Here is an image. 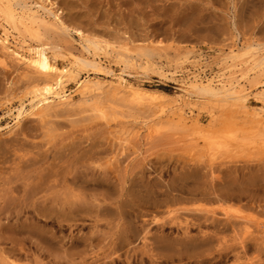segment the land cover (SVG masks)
<instances>
[{
  "label": "rangeland",
  "instance_id": "1",
  "mask_svg": "<svg viewBox=\"0 0 264 264\" xmlns=\"http://www.w3.org/2000/svg\"><path fill=\"white\" fill-rule=\"evenodd\" d=\"M49 1L55 4L54 9L61 13L65 26L72 32L71 38L49 33L42 42L60 54L56 57L59 65L74 71L65 83L67 94L74 93L78 79L88 77L109 82L110 76L124 73L131 86L170 98L154 96L157 104L152 105L105 90L98 99V105L103 108L99 114L88 105L78 106L79 98L74 95V106L61 107L44 120L26 119L7 135L6 126L13 125L9 112H14L20 102L28 107L32 83L45 77L31 74L14 63L8 62L6 68L0 64V189L6 188L8 177H16L10 173L15 150L32 154L31 160L38 165L61 169L78 153L101 149L100 159L95 162L101 168L88 175L111 179V163L116 158L123 180H129L125 187H130V182L135 180L132 192L139 197L155 198L165 193L178 198H198L200 203L196 205H183L191 209L219 205V200L246 213L261 214L257 210L264 200V115L259 108L254 112L238 103L219 106L194 99L193 104L197 106L193 105V117L199 120L197 126L189 121L184 125L176 117L160 118L157 112L159 106L168 109L172 105L171 97L182 95L188 74L199 69L205 78L235 76L254 85L263 83L264 68H254L253 62L257 64L264 57V0ZM4 28L0 22V34ZM7 33L10 39H15ZM78 35L89 39L97 49L89 55L83 52L78 46ZM18 40L34 43L24 36ZM240 50L243 55L228 61L221 71L223 68L218 67L215 56L224 58L230 51L238 54ZM138 51L152 54V66L130 63L126 68L121 64L120 60L127 54ZM197 55H202L204 60L199 66L193 64V57ZM80 58L95 60L97 67H81L77 64ZM258 87L257 93L262 90ZM146 164L153 170H140ZM80 166L77 164L75 168ZM115 184L117 188L110 184V192L92 182L85 190L89 204L97 201L111 212L97 224L104 233L110 232L117 223L113 218L115 208L111 206L119 195L120 187ZM211 192L216 197L210 196ZM3 209L0 197V264H6L5 257L21 264H35L33 259L39 254L40 236L38 239L28 228L12 227L13 224L34 225L33 212L30 209L19 214L15 209L7 212ZM202 217L196 213L192 218L201 221ZM45 222L40 219V228L56 232V237L63 240L56 248L71 253L77 247L71 240L74 236L88 237L96 231L95 220L87 217L62 215L46 225ZM249 228L252 234L232 232L227 227L215 239L204 243L207 244L205 252L184 251L181 261L174 264H264V240L258 238L255 225ZM190 232L195 235L197 230L191 228ZM136 246H141L138 240L129 248ZM82 248L83 253L64 258L55 259L47 254L39 258L43 264H83L84 261L86 264L90 249L86 244H81ZM152 250L155 257V246ZM125 251L120 254L124 255ZM139 259L132 264H139ZM143 259L149 261L146 257ZM120 261L126 264L124 257Z\"/></svg>",
  "mask_w": 264,
  "mask_h": 264
},
{
  "label": "bare ground",
  "instance_id": "2",
  "mask_svg": "<svg viewBox=\"0 0 264 264\" xmlns=\"http://www.w3.org/2000/svg\"><path fill=\"white\" fill-rule=\"evenodd\" d=\"M54 5L49 0H37L35 3H29L28 0H0V22L6 26L5 31L0 34V64L6 68L8 62L14 63L25 67L31 74L45 77L32 83L28 93V107L24 102H20L14 112H9L8 116L13 125L6 126L7 135L13 133V130L26 119L44 120L52 117L55 111L61 107L74 106V95L79 98L78 106L88 105L91 111L99 114H102L103 108L98 105V99L105 90L110 91L113 95H126L135 100H145L152 105L157 104L153 101L154 96L170 98L131 86L125 79L124 73L110 76L109 82L88 77L84 80L78 79L80 81L77 80L74 93L67 94L64 91L65 83L68 78L73 76L74 71L72 68L59 65L56 57L60 54L54 52L55 48L42 43L49 33H60L67 38L72 37V32L65 26L61 19V13L54 9ZM7 32L15 39H10ZM23 36L34 43L29 44L26 41L18 40ZM78 40V46L88 55L97 49L93 42L82 35H78ZM237 53L230 51V54L224 58L223 55H217L214 59L218 60L217 65L221 69L222 66L228 64V61L240 58L244 52L240 50ZM151 58L152 54L149 51H138L134 54H127L120 62L126 68L130 63L148 67L152 66ZM203 61L202 55L193 57V64L196 66L201 65ZM77 64L83 68L95 69L97 67L96 61L89 58H80L77 60ZM253 66L254 68H264V57L258 60L257 64L253 62ZM199 70L188 74L187 85L184 84L187 87L182 90V95L171 97L172 105L168 109L158 107L157 113L160 118L176 117L184 125L189 121L197 126L199 120L193 117V105L197 106L196 103L193 104L194 99L219 106L238 103L243 108H249L254 112L256 108H259L258 111L264 115V81L260 83L261 85H254L243 77L222 75L205 78L202 77L203 70ZM223 70L225 68L221 71ZM75 77L78 78V75L75 74ZM258 86L262 87L259 93H257ZM1 130L0 127V132ZM101 154V149L91 150L90 153L82 151L72 161H67L64 167L55 169L52 165L47 167L38 165L31 160L32 154H20L16 150L14 151L13 167L10 173L16 177L15 179L11 177L6 179L7 186L4 190L0 189V197L4 203L3 211L5 212L7 209H15L19 214L30 209L33 212L34 225L13 224L12 227L16 229L28 228L27 230L32 233L35 232L38 239L40 236L37 244L39 254L33 259L35 264H43L39 257L46 254L58 259L83 253L85 249H80L81 244L88 245L90 249L89 261L86 264H123L120 261L123 257L126 264H132V261L138 257L140 258L139 264H174L181 261L184 251L205 252L207 244L204 243L215 239L227 227L232 232L239 230L244 234H252L253 231L249 228L251 224L258 228V238L264 240V200L259 203V208L257 207V212L261 214L256 216L246 213L234 205L221 204L219 200L217 201L219 205L215 203L191 209L183 205L185 203L196 205L200 203L198 198H178L165 193L155 198L139 197L132 192L135 180L130 182V187H125L129 180L127 178H125L126 181L123 180L116 166V158L111 163V171H113L111 179L104 175H101L102 177L88 175L91 171L101 168V166L95 165ZM88 162L94 165L91 166ZM77 164L81 165L78 169L75 168ZM27 167H32V169L27 171ZM140 167H142L140 168L142 171H147L148 168L153 170L149 164ZM138 168L139 166L132 170ZM113 180L120 187L119 195L111 205L115 208L113 218L117 223L110 232L104 233L98 229L97 224L101 222V217L107 218L111 212L103 209L101 207L103 204L97 201H92L89 204V201L85 199V190L91 182L107 190L111 183L117 188ZM18 196L20 197L17 198ZM108 196L111 197L112 194L109 193ZM210 196L216 197L215 192H211ZM206 201L211 202L209 199ZM196 213L203 215L201 221H193L192 217ZM62 215L80 219L87 217L95 220V232L88 237L76 235L71 239L77 246L72 253L57 249L56 245L63 240L56 237V232L44 231L39 226L40 219L45 220L46 225L47 222ZM156 226L157 229H152ZM203 227L208 229L204 230ZM191 228L197 230L195 235L190 232ZM134 240H138L141 246L129 248ZM153 246L157 251L155 257L152 255L154 253ZM124 249H126L125 254H120ZM143 257L148 258L149 261L146 262ZM4 261L6 264H21L8 257H5ZM33 261L31 260V262Z\"/></svg>",
  "mask_w": 264,
  "mask_h": 264
}]
</instances>
